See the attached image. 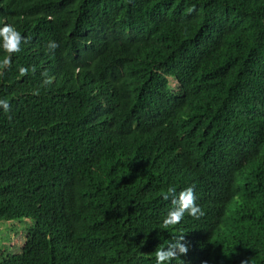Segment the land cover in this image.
<instances>
[{"label": "trees", "instance_id": "trees-1", "mask_svg": "<svg viewBox=\"0 0 264 264\" xmlns=\"http://www.w3.org/2000/svg\"><path fill=\"white\" fill-rule=\"evenodd\" d=\"M5 24L0 223L30 226L0 264H155L180 235L165 264H264V0H0ZM169 186L204 215L163 229Z\"/></svg>", "mask_w": 264, "mask_h": 264}, {"label": "clouds", "instance_id": "clouds-1", "mask_svg": "<svg viewBox=\"0 0 264 264\" xmlns=\"http://www.w3.org/2000/svg\"><path fill=\"white\" fill-rule=\"evenodd\" d=\"M26 42L22 37L21 33L11 25L5 24L0 27V48L3 49L6 55L3 59H0V75L4 74V70H10L12 66V56L21 51V44ZM50 51H54L59 45L55 41H50L47 45ZM31 71L35 73V66L32 67ZM29 69L21 66L19 68V75L21 77L26 76ZM46 78L43 81L45 86L53 83L54 78L48 77V73L43 74ZM34 95H38L39 92L34 90ZM0 108H3L5 112L10 110L9 102L6 99H0ZM164 200H170L172 209L164 217L161 227L168 229L174 227L184 219L185 214L188 216L200 219L204 212L200 206L196 203V194L194 187L189 186L177 194V190L174 186H169L166 193L163 194ZM189 248L185 242V235H180L175 238L174 243H170L167 249L158 248L155 251V264H165L179 258L180 256L186 255ZM247 264V261L242 262Z\"/></svg>", "mask_w": 264, "mask_h": 264}, {"label": "rangeland", "instance_id": "rangeland-1", "mask_svg": "<svg viewBox=\"0 0 264 264\" xmlns=\"http://www.w3.org/2000/svg\"><path fill=\"white\" fill-rule=\"evenodd\" d=\"M170 87L177 90L178 84L174 79H170ZM30 226L28 221H13L0 223V252L18 254L21 252L26 242L27 230Z\"/></svg>", "mask_w": 264, "mask_h": 264}]
</instances>
